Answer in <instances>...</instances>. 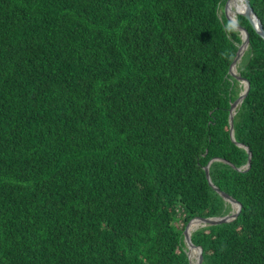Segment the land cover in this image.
I'll return each instance as SVG.
<instances>
[{
	"label": "trees",
	"instance_id": "obj_1",
	"mask_svg": "<svg viewBox=\"0 0 264 264\" xmlns=\"http://www.w3.org/2000/svg\"><path fill=\"white\" fill-rule=\"evenodd\" d=\"M224 2L0 0V264H191L190 221L233 211L214 159L242 211L192 242L264 264V41L238 11L233 141Z\"/></svg>",
	"mask_w": 264,
	"mask_h": 264
},
{
	"label": "water",
	"instance_id": "obj_2",
	"mask_svg": "<svg viewBox=\"0 0 264 264\" xmlns=\"http://www.w3.org/2000/svg\"><path fill=\"white\" fill-rule=\"evenodd\" d=\"M247 10L249 11V13L252 15L250 19V17H248L247 15L241 14L242 16H245L249 22L252 24V27L254 28V30L259 34V36L262 38V40L264 41V27L262 25V22L260 21V19L257 17V15L254 13V10L250 4L249 0H243ZM229 0H225L224 4H223V14L225 15L226 19L228 20V22L235 27L236 29H238L242 35V45L240 46L236 57L234 58L231 66H230V70H229V74L235 78L236 80H238L239 82H241V84L246 83V86L244 87V90L242 91V93L240 94V96L238 97V99L232 103L231 107H230V128H229V132H230V137L233 141H235L234 139V119L237 113V109L238 107L243 103L244 99L246 98V96L248 95L250 88H251V83L248 79H246L245 77L239 75L238 71L234 72L233 68H235V70H237V64L238 62H240V60L242 59V57L244 56L245 52L248 50L249 47V43H250V37H249V32L248 30L241 25L238 21L232 20L228 17L227 15V4H228ZM241 147H245L247 152L249 153V160L248 163L246 165V170L250 169L251 164H252V154L251 151L248 147L242 145V144H238ZM213 161H224L222 159H214L212 160L206 167H205V172H206V176L207 179L209 181V184L213 187V189L226 201H228L229 203H231L233 211L225 216V217H213V218H195L192 219L190 221V223L187 225V227L185 228L184 231V240L188 246L189 249V259L191 264H203V248L200 246H196L193 244L192 242V234L193 232L197 231L198 229L202 228V227H206V226H215V225H221V224H228V223H232L233 221H235L241 211H242V204L237 201L235 198H233L232 196L226 194L225 192H223L221 189H219L218 187H216L210 177V165ZM240 170V169H239ZM198 220L200 221V227L196 228L194 231H190L189 230V225L191 224V222ZM195 249L196 253V263H192V253L191 251Z\"/></svg>",
	"mask_w": 264,
	"mask_h": 264
},
{
	"label": "bare ground",
	"instance_id": "obj_3",
	"mask_svg": "<svg viewBox=\"0 0 264 264\" xmlns=\"http://www.w3.org/2000/svg\"><path fill=\"white\" fill-rule=\"evenodd\" d=\"M236 8H239V10L242 14L247 15L248 17H250V19H252L251 18L252 15L247 10L246 5H245L243 0H229L228 5H227V15L230 19L238 21L237 20V12L235 10ZM233 71L236 72L237 70H235V68H233ZM243 85L245 87L246 83H243ZM200 224L201 223L198 220L191 222V224L189 225V230L194 231L196 228L201 226ZM191 253H192V258L194 259L196 257L197 252L195 251V249H193L191 251Z\"/></svg>",
	"mask_w": 264,
	"mask_h": 264
},
{
	"label": "rangeland",
	"instance_id": "obj_4",
	"mask_svg": "<svg viewBox=\"0 0 264 264\" xmlns=\"http://www.w3.org/2000/svg\"><path fill=\"white\" fill-rule=\"evenodd\" d=\"M230 10H231V9H230ZM235 10H236L237 13H238V11H240L239 8H236ZM220 12L223 13V7L221 8V11H220ZM230 15H231V14H230ZM238 16H240V15H238ZM230 17H231V16H230ZM242 87H243V85H242ZM188 253H190V252L188 251ZM188 256H189V254H188ZM192 261H193L192 263H196L195 258H194V259L192 258Z\"/></svg>",
	"mask_w": 264,
	"mask_h": 264
},
{
	"label": "clouds",
	"instance_id": "obj_5",
	"mask_svg": "<svg viewBox=\"0 0 264 264\" xmlns=\"http://www.w3.org/2000/svg\"><path fill=\"white\" fill-rule=\"evenodd\" d=\"M196 260V259H195Z\"/></svg>",
	"mask_w": 264,
	"mask_h": 264
}]
</instances>
